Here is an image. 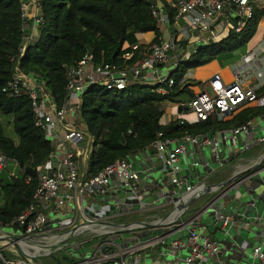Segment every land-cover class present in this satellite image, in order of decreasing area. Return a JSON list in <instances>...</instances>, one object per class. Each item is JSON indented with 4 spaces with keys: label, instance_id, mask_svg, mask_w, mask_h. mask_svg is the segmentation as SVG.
Here are the masks:
<instances>
[{
    "label": "built area",
    "instance_id": "1",
    "mask_svg": "<svg viewBox=\"0 0 264 264\" xmlns=\"http://www.w3.org/2000/svg\"><path fill=\"white\" fill-rule=\"evenodd\" d=\"M32 4L40 10L39 0H32ZM168 7L167 10H161L155 3L153 16L160 28L173 26L177 33L175 38L164 40L162 36L161 43L142 50L138 45L130 47L129 51L123 54L124 65L108 62L97 64L94 56L88 53L76 65L65 66L67 96L61 107L47 91L45 80L39 76L26 74L19 68L15 69L13 79L3 89V92L10 95H19L22 91L29 94L36 127L44 132L47 140L51 143L56 142L57 149L63 153V158L58 159L56 163L54 149L40 175V185L31 206L17 219L18 230L22 233L23 243L28 244L27 246H31L32 240L56 233L62 234V241L69 244L74 237L78 238L88 231L96 232L100 228L105 239L98 244H90L88 253L79 255L70 245L64 246L63 251L70 247L72 249L67 250V256L74 259L72 264H139L137 256L139 251L151 244H165L162 237L150 238L145 243L138 242V245L133 246L108 239L117 233L116 229L103 224L112 215L113 207L110 203L97 205V200L111 195L116 188L129 190L133 199H136L141 177L135 170L132 157H128L107 166L95 177L82 179L79 159L83 156V150L80 146L88 144V135L86 129L71 123L70 114L75 112L80 115L83 95L88 89L97 86L107 91H124L134 84H143L160 86L158 93L167 94L168 88L175 85L172 73L179 71V68L186 64L184 62L189 63L192 60L200 48L195 45L196 43L204 42L207 46L225 40L232 32L240 34L254 17L256 10L264 8V0H172ZM26 9L27 4L23 2V16L27 19ZM169 10L176 12L173 21L170 19ZM40 24H43L41 16L34 20V25L38 27ZM196 33L203 34V37L197 38ZM238 54L242 65L234 71L232 82H226L220 73H216L200 83V92L195 93L187 103L181 102L176 105L177 120L181 125L208 122L212 118L224 122L243 109L264 108V95L260 94L264 87V38L259 47L248 50L245 54L239 51ZM249 82L256 84L247 87ZM181 84L184 86L187 84L186 78ZM263 122L264 116H260L231 131L188 135L182 139L166 138L163 133L158 135L150 149L153 150L162 171L170 174L172 184L177 188L184 187V194L174 192L169 197L173 204V212L161 223L162 225H173L183 220L187 201L194 195L205 193L207 189L206 185L183 184L179 177L182 171L180 159L187 154L186 145L189 143L202 149L210 148L215 162L223 167L221 158L223 147L250 134L257 125L255 123ZM12 130L14 131L13 128ZM7 138L13 140L9 136ZM13 141L18 144L19 138ZM262 143L264 134L257 140V144ZM175 144L177 147L173 148ZM251 146L245 144L243 149L248 150ZM10 163L15 164L19 170L18 163L8 158L0 149V176ZM191 166L197 168L200 163L193 161ZM14 176L17 174L9 175L11 178ZM234 184V181L230 182L222 186V190L233 188ZM215 191L219 192V188ZM69 208L70 213L63 214ZM58 213L61 216L54 221ZM218 222L227 227L231 223V218L219 215ZM189 223L192 224L193 221ZM187 226L188 224H183L181 229ZM145 227L144 224H134L121 228V232L127 230L133 232ZM0 228L2 229L1 224ZM4 239L0 237V264H35L29 257L27 246L23 247L24 252H27L26 256L20 252L21 258H8L5 255ZM9 243L12 249L20 244L15 235L10 238ZM171 245L177 250L188 247L186 264H208L213 261L223 264L219 242L194 230H190L186 239L175 240ZM247 247L245 243L241 249L246 253ZM40 252L41 250L37 251L36 255ZM131 257L133 261L129 262ZM252 257L248 264H264V241L252 248Z\"/></svg>",
    "mask_w": 264,
    "mask_h": 264
},
{
    "label": "trees",
    "instance_id": "2",
    "mask_svg": "<svg viewBox=\"0 0 264 264\" xmlns=\"http://www.w3.org/2000/svg\"><path fill=\"white\" fill-rule=\"evenodd\" d=\"M156 1L166 2L39 0L43 20L37 27L39 39L26 45L27 19L23 16V0H0V149L19 165L17 176L7 177V181L0 179L2 229H19L17 219L31 206L40 185V175L54 152L51 141L35 125L29 94L26 91L19 95L3 92L13 79L15 69L44 78L47 91L61 107L67 96L65 66L76 65L88 53L94 56L97 64L124 65L123 54L130 47L138 45L142 50L161 43L163 33L153 16ZM169 11L173 21L176 12ZM263 18L264 9L256 10L240 34L232 32L225 40L199 48L193 61L186 66L198 69L221 56L230 59L235 53L246 51ZM145 34L154 35L151 43H141ZM182 68L172 73L175 85L168 88L165 95L158 93L160 86L143 84H134L124 91H107L100 86L87 90L82 97L80 117L86 125L91 147L82 179L95 177L117 160L147 151L160 133L171 139L216 134L264 116V108L249 107L224 122L212 118L193 125H181L179 120L163 125L161 120L168 104L177 105L182 102L183 95L190 98L195 95L189 85L181 84L185 72ZM260 94L264 95V87ZM9 124L18 136L16 140L19 138L18 144L5 136ZM73 261L62 255L55 264Z\"/></svg>",
    "mask_w": 264,
    "mask_h": 264
},
{
    "label": "crops",
    "instance_id": "3",
    "mask_svg": "<svg viewBox=\"0 0 264 264\" xmlns=\"http://www.w3.org/2000/svg\"><path fill=\"white\" fill-rule=\"evenodd\" d=\"M172 0H166L165 3L161 1H156L161 10H167V6ZM27 4V24H26V45L34 44L39 39L38 28L34 25V20L41 16V10L37 9L33 4L32 0H23ZM163 33V39L175 38L177 33L173 26L160 28ZM264 38V18L261 21L256 35L253 37L254 45L251 47L248 44L246 51L259 47L262 44ZM154 39V35L145 34L141 43L149 44ZM197 47L198 43L195 44ZM206 46V44H205ZM242 54H245V52ZM231 59H237L236 62L229 65L231 69V74L242 65V60L240 55L237 53L230 59L225 56L219 57L214 63L218 68L206 79L208 80L214 74L220 73L226 82H232L233 78L230 75H226L225 69L226 64ZM208 65V66H210ZM206 66V67H208ZM205 67V68H206ZM204 68V67H202ZM205 80V81H206ZM256 83L249 82L247 87H252ZM195 93V91L193 90ZM190 99L189 95H183V99ZM177 106L174 104H168L166 107L165 114L168 115L167 122L161 120L163 125H167L174 120H177ZM71 121V119H70ZM10 126V125H7ZM264 122L257 123L253 131L248 135H244L239 138L238 141L230 143L228 146H224L221 153L223 167H220L218 163L215 162L213 152L210 148H200L192 144H187V154L186 157H181L180 165L182 171L179 174L180 179L183 184H189L192 186H204L206 185V192L200 195H194L186 203V214L183 220L176 222L173 225L161 224L164 220L169 218L173 212V204L170 202V196L174 192L177 194H184V187L177 188L171 182V176L168 172L162 171L159 163L157 162L154 152L152 149H148L144 152H139L132 156V161L135 165V170L139 172L141 181L138 189V197L133 199V195L129 190L116 188L114 192L103 198H99L96 204H106L110 203L113 207L112 215L107 222L103 224L111 229H116V235H111L108 239L117 240L120 243L128 245H138V242L145 243L148 239H156L162 237L165 240V244H151L145 249L139 251V264H186L185 258L188 255V247L182 249H174L172 247V242L178 239H186L189 235L190 230H194L202 236L209 237L213 240L219 242L221 246V261L223 264H248L252 261V248L264 241V226H254L244 224L233 218L232 214L228 213L226 208L225 211L223 206L220 207L217 214H223L231 218V223L226 227L222 223L216 222L212 219V214L207 212H201L209 202L216 196L214 193L215 189L219 188L218 193H222V186H225L232 182L237 176L264 171V143L257 144L258 138L262 137L264 134ZM83 129H86L85 127ZM11 136L13 140L16 141L18 137L14 131H7L5 128V136ZM88 144L81 145L80 149L83 150V156L79 159V166L81 173L85 170V164L88 160V151L91 147V142L89 137L87 139ZM245 144L252 145L250 149L244 150ZM177 144L173 146L176 148ZM70 149L71 146H69ZM57 163L58 159L63 158V153L57 148L55 149ZM60 161V160H59ZM193 161L199 162L200 166L193 168L191 164ZM4 172L1 174L0 179H2ZM255 175V174H254ZM253 176V175H252ZM9 177V176H8ZM211 191V192H210ZM213 193V194H212ZM98 207V206H97ZM63 213H70V208L65 210ZM59 213L56 215L58 216ZM55 216V217H56ZM58 218V217H57ZM190 224L189 222H192ZM168 222V221H167ZM144 224L145 229L136 231H123L121 228L129 227L131 225ZM183 224H188L187 228L181 229ZM49 234V235H57ZM15 235L17 241L20 242L18 246L14 249L10 248V238ZM0 237L4 239L5 255L8 258H21L22 252L25 256L27 252H24V248L28 244L23 243V236L20 230L17 232L9 233L5 229L0 228ZM79 240H85L89 244H98L105 239L104 232L100 228L96 232L88 231L84 235L78 236ZM77 238V239H78ZM30 241V240H29ZM32 240L30 243H32ZM80 242V241H79ZM29 243V242H28ZM247 244L246 253L241 249L243 244ZM33 248L34 246H27ZM65 249L62 254H54V263L57 259L63 256H67V250ZM73 249V248H72ZM71 249V250H72ZM79 255H84L85 253H79ZM52 256V255H51ZM60 256V257H59ZM133 259H129L132 262ZM68 263V264H72ZM43 264V263H40ZM208 264H217L216 261L209 262Z\"/></svg>",
    "mask_w": 264,
    "mask_h": 264
},
{
    "label": "rangeland",
    "instance_id": "4",
    "mask_svg": "<svg viewBox=\"0 0 264 264\" xmlns=\"http://www.w3.org/2000/svg\"><path fill=\"white\" fill-rule=\"evenodd\" d=\"M264 9V8H263ZM260 9V10H263ZM197 38H202L203 34L200 33H196ZM179 39H182V36H179ZM254 40H251L249 42L250 46L252 47L254 45ZM198 46L204 47L205 43L204 42H200L198 43ZM193 60H191L190 62H192ZM237 59H231L228 61V63L226 64V69H225V74L228 76L230 75V78H233V74H231V69L229 68V65H231L232 63L236 62ZM186 64H183V71H185L184 74V78H186L187 84L190 86V89H193L195 91V93H199L200 89H199V85L201 82L205 81L212 72H214L217 66L215 64L210 65L208 67H204V68H198V69H189L186 65L187 62H184ZM166 71H164L165 73ZM180 74V73H179ZM42 80H44V78H41ZM183 103H187V98L185 97V99H183L182 101ZM168 114V113H167ZM165 114L162 118V121L167 122L168 120V115ZM70 119H71V123H76L78 125H80L82 128H84L86 125L84 124V122L82 121L81 117L79 114L73 112L70 114ZM257 123H255L256 125ZM10 125V124H9ZM12 127V126H11ZM10 126H6L7 131H13L12 128ZM264 129V128H263ZM9 136V135H8ZM11 137V136H9ZM52 146L54 149L57 148V143L56 142H52ZM10 174H18V170L15 167V164L10 163L9 166L7 167V169L4 172V175L2 177V180L7 181L8 180V176ZM65 214V213H63ZM67 214V213H66ZM61 215H58L54 218V221H56ZM6 232L9 233H14L17 232L16 229H5ZM84 235V234H83ZM80 241V243H79ZM79 243V244H78ZM32 246H34L33 248H29L27 247L26 250L29 254V257L31 259V261L35 264H55L53 259L54 258V254H62L63 253V249L65 245H70L74 251H79V253H88L90 250V244L88 242H86L85 240L81 241L79 240V238H73L69 244H66L65 242L62 241V234L60 235H45L42 238L36 239L34 240L32 243ZM41 250L39 255H36V252ZM51 253V255H47L48 253ZM60 257V256H59Z\"/></svg>",
    "mask_w": 264,
    "mask_h": 264
},
{
    "label": "water",
    "instance_id": "5",
    "mask_svg": "<svg viewBox=\"0 0 264 264\" xmlns=\"http://www.w3.org/2000/svg\"><path fill=\"white\" fill-rule=\"evenodd\" d=\"M233 181L235 187L222 193L214 191L216 196L201 212L212 214V219L217 222L218 216L223 215L217 212L223 206V211L229 209L228 213L239 222L264 226V171L241 174Z\"/></svg>",
    "mask_w": 264,
    "mask_h": 264
}]
</instances>
